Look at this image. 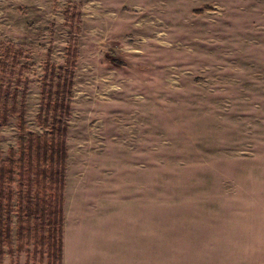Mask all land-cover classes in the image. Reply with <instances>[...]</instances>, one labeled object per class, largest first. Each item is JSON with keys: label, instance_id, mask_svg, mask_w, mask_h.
Returning a JSON list of instances; mask_svg holds the SVG:
<instances>
[{"label": "rangeland", "instance_id": "1", "mask_svg": "<svg viewBox=\"0 0 264 264\" xmlns=\"http://www.w3.org/2000/svg\"><path fill=\"white\" fill-rule=\"evenodd\" d=\"M0 89L39 133L66 94L63 264H264V0H0ZM16 242L0 264H54Z\"/></svg>", "mask_w": 264, "mask_h": 264}, {"label": "trees", "instance_id": "2", "mask_svg": "<svg viewBox=\"0 0 264 264\" xmlns=\"http://www.w3.org/2000/svg\"><path fill=\"white\" fill-rule=\"evenodd\" d=\"M50 82L53 85L55 80ZM56 87L60 88V81ZM43 92V110L46 106L48 112L45 117L41 112L39 121L45 118L48 130L39 133L29 130L26 108L2 101L0 89V256L5 255L6 247L14 252L15 241L16 250L22 251L33 240L36 246L48 244L54 264H63L68 150L67 128L58 113L68 105L64 91ZM13 116L18 117L20 133L16 145L5 152L1 130Z\"/></svg>", "mask_w": 264, "mask_h": 264}, {"label": "crops", "instance_id": "3", "mask_svg": "<svg viewBox=\"0 0 264 264\" xmlns=\"http://www.w3.org/2000/svg\"><path fill=\"white\" fill-rule=\"evenodd\" d=\"M85 199H84V203L82 200V211L81 209H79L80 206L77 207L76 212H74L73 210L70 213V217H69V221H95V216L98 214L100 216V214L102 212H98L96 206H95V200H93L92 198V194L89 195H85ZM105 207V206H103ZM103 211V210H102ZM103 219L105 220H100V221H109V213L107 210V207L105 208V210L103 211ZM144 214L143 211H141V215L139 212H137V216L136 217H132V216H128L127 214V209H126V203L121 202L120 205H118V209L116 212V221H144ZM101 217V216H100ZM92 224H89L87 222L83 223V225L81 223H78L76 225L75 228V233H76V239L78 241L79 244L84 243L85 245L89 244L88 242L90 241L89 239V234L92 232V228H91ZM81 235H83L84 237H81ZM63 242H64V237H63ZM63 256H64V248H63Z\"/></svg>", "mask_w": 264, "mask_h": 264}]
</instances>
